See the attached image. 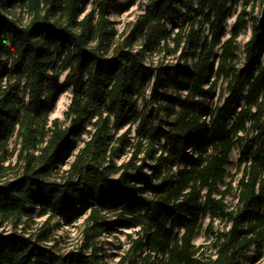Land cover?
<instances>
[{
  "label": "trees",
  "instance_id": "16d2710c",
  "mask_svg": "<svg viewBox=\"0 0 264 264\" xmlns=\"http://www.w3.org/2000/svg\"><path fill=\"white\" fill-rule=\"evenodd\" d=\"M83 1L0 0V227L9 228L0 233V264H108L100 239L123 226L139 229L115 264H243L252 248L254 264H264V0L260 15L259 0H147L122 40L110 20L119 0H92L80 18ZM18 9L24 24L13 18ZM250 26L242 58L238 38ZM180 49L181 66L146 63L148 54ZM67 86L66 121L51 119ZM131 120L134 136H117ZM13 139L17 164L6 165ZM127 149L129 160L117 165ZM234 189L237 202H226ZM36 209L47 218L27 233ZM85 214L84 243L59 252L51 222L71 225ZM203 230L211 254L195 244Z\"/></svg>",
  "mask_w": 264,
  "mask_h": 264
},
{
  "label": "rangeland",
  "instance_id": "374dc122",
  "mask_svg": "<svg viewBox=\"0 0 264 264\" xmlns=\"http://www.w3.org/2000/svg\"><path fill=\"white\" fill-rule=\"evenodd\" d=\"M256 2L255 11L254 14L260 15V10L262 7V2ZM147 4V0H119V3L115 9L111 11L110 14V20L114 23L115 29L118 32V39L122 40L125 36L128 35L132 23L137 20L140 14L144 12L145 5ZM92 6V0H84L81 4V11H80V18L84 16L86 12H88L91 9ZM250 5L248 7V10L251 9ZM254 6V5H253ZM240 9V7H239ZM18 9L16 12V15H13V18L20 24H24L27 22V14L26 12L21 11ZM236 17L235 15L228 19L226 24L223 26V33L221 34L222 40H226L232 31L233 24L235 23ZM175 21H179L178 18L175 19ZM248 21H250L248 19ZM173 24L169 23V28H172ZM209 35V30H205V37ZM251 37V26L249 27L248 31L243 32L242 35L238 38V42L240 44V51L239 55L243 58V49L244 44L249 40ZM141 38H139L137 44L135 45V49L140 48ZM169 48L171 50L174 49V44L172 41L169 43ZM183 50H179L176 54L175 53H168L165 51L155 53L153 55H147L146 63L153 65L155 67L165 66L167 68H171L173 66H181V64L185 63V50L184 54L182 53ZM193 65L192 60H189L187 63V68L191 69ZM65 73H62L60 75V83H62L65 80ZM225 84L222 82L221 85L217 88L216 96L214 98L213 103L216 104L218 101V97L220 95V91L224 88ZM72 88L67 86L63 89V91L57 95L55 101L52 104V112H51V119H60L62 122L66 121L65 112L69 107V104L71 102L72 98ZM147 99L150 101L149 108H156V102L154 99L147 96ZM144 100L140 101L139 110L142 109L144 105ZM163 118L165 119V116L162 114ZM137 122L131 120L130 123H128L126 126L123 127L117 134V136L124 133L127 129L130 130V135L134 136L135 130H136ZM87 129H90V126H87ZM89 134L86 131H83L78 137L77 141L78 144L82 143V140L87 138ZM129 150V149H127ZM19 152V145L16 139H13L9 146V154L5 160L6 165H16L17 164V156ZM128 153L119 152L114 160L117 165H121L124 162H127L131 156V150L127 151ZM239 149L236 148L233 152L232 159L235 162V164L228 167V180L231 179V176L234 174H237V162L239 158ZM71 161L70 158L65 160V166L64 168L68 167V163ZM17 171V169H16ZM146 173L150 174L151 170L149 168L146 169ZM119 175H114L113 178L117 179ZM13 174L9 175L7 177V180L12 179ZM151 180H155L154 174L151 175ZM237 182V181H236ZM140 188L144 187V183L141 182L138 184ZM236 187V185H235ZM236 189V188H235ZM233 190L230 196H228L227 200L230 203L233 200V195L236 194V190ZM142 192L140 190L136 191L134 194L136 196H139ZM235 202V201H234ZM39 210L36 209L35 215H34V221L27 224L26 232L30 233L32 231H35L41 224L46 220L47 216H38ZM112 216V215H111ZM86 217V214L77 222L67 225L65 224L62 217H58L54 219L51 222V226L54 228V234L53 237L57 240V249L61 253H68L69 251H77L79 247L84 243L83 242V233L82 230L84 229V219ZM113 217V216H112ZM216 229H220L222 227V223L217 220L215 222ZM8 227H0V233L9 232ZM139 228L133 227V226H123L120 227L118 232H115L113 234H110L108 232H105L101 237V243L104 246L106 250V261L108 264H115L119 262L121 255L124 254L125 250L129 247V238L127 237L128 234H132L134 237L136 236L135 233L137 232ZM7 230V231H6ZM213 238L208 239L207 234L205 230L201 232V234L196 238L195 244L197 246L204 245L208 246L207 254H211L215 247L212 244ZM43 245H53L55 244V241H51V243L42 242ZM253 253L250 254V257L244 262V264H254V259L252 258Z\"/></svg>",
  "mask_w": 264,
  "mask_h": 264
},
{
  "label": "built area",
  "instance_id": "2783aa9c",
  "mask_svg": "<svg viewBox=\"0 0 264 264\" xmlns=\"http://www.w3.org/2000/svg\"><path fill=\"white\" fill-rule=\"evenodd\" d=\"M214 66H215V68L217 67V60L214 61ZM209 107L211 108V107H212V104L209 105ZM203 120H205L206 123H209V122H210V115H209V114H204V115H203ZM187 152H188V154L195 155V154H196V149L193 148V145H190V146L188 147V149H187ZM236 181L238 182V180H235V181H234V183H233L234 186L237 185V182H236ZM218 197H219V196H217V198H218ZM227 199H228V198H226V202H228ZM237 200H238V199H236L235 202H237ZM249 253H250V254L253 253V248L251 249V251H250ZM214 257H216V256H214ZM247 259H248V258H246V259L243 260V264H244V262H245Z\"/></svg>",
  "mask_w": 264,
  "mask_h": 264
},
{
  "label": "water",
  "instance_id": "95a60500",
  "mask_svg": "<svg viewBox=\"0 0 264 264\" xmlns=\"http://www.w3.org/2000/svg\"><path fill=\"white\" fill-rule=\"evenodd\" d=\"M55 101V100H54Z\"/></svg>",
  "mask_w": 264,
  "mask_h": 264
}]
</instances>
